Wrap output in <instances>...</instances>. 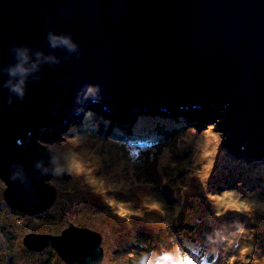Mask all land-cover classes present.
<instances>
[{"label":"water","instance_id":"obj_1","mask_svg":"<svg viewBox=\"0 0 264 264\" xmlns=\"http://www.w3.org/2000/svg\"><path fill=\"white\" fill-rule=\"evenodd\" d=\"M49 31L72 35L81 55L50 49ZM16 46L62 62L44 65L25 100L9 105L3 69L14 63ZM88 84L101 86L98 103L83 100ZM87 124L116 134L152 124L195 126L214 157L258 162L264 0H0V180L14 218L50 214L57 193L45 183L52 177L48 149ZM14 165L22 179H12ZM102 242L99 233L74 225L24 240L32 251L52 248L65 264H102Z\"/></svg>","mask_w":264,"mask_h":264},{"label":"rangeland","instance_id":"obj_2","mask_svg":"<svg viewBox=\"0 0 264 264\" xmlns=\"http://www.w3.org/2000/svg\"><path fill=\"white\" fill-rule=\"evenodd\" d=\"M105 130L106 133H100ZM75 136L89 137L75 151L93 152L99 158L96 175L105 178L113 190L103 197L97 195L82 178H73L67 173L62 177L53 175L52 164V177L45 183L53 186L50 182L57 181V187L53 186L57 197L44 219L14 218L3 195L0 198V264H61L52 254V248L32 251L25 246L24 240L31 234L58 236L71 225L87 227L101 234L105 253L102 264L106 260L108 264H134L131 255L139 256L144 252L158 255L173 249L188 264V258L210 261L211 256L212 260L207 263L229 264L243 246L253 249L245 259L251 264H264V211L257 208L249 215L228 210L218 216L212 202L214 197L235 192L242 199L264 203V181L254 182L250 178L252 175L264 179V156L258 162L211 156L213 167L199 186L197 183L204 180L200 173L208 161L201 150L197 152L204 137L195 126L152 124L116 134L103 126L79 125L55 146L65 145L68 138ZM136 138L139 142L134 143ZM66 149H61V154ZM50 154L52 159L53 153ZM147 197L162 202L169 217L144 207ZM114 203L127 205L126 211L131 214L118 215ZM178 214L180 219L176 226L174 221ZM184 223L192 227L185 233L178 229L180 234H176L174 241L176 228L184 227ZM241 227L246 229V235L229 247L226 240ZM137 240L152 249H139V254H134L136 248L132 243ZM159 240L161 244H158ZM192 241L204 248L200 258L192 249L188 248L190 255L179 247L181 244L193 247ZM124 249L130 250L124 252ZM217 253L219 257H215ZM236 264L241 262L237 260Z\"/></svg>","mask_w":264,"mask_h":264},{"label":"clouds","instance_id":"obj_3","mask_svg":"<svg viewBox=\"0 0 264 264\" xmlns=\"http://www.w3.org/2000/svg\"><path fill=\"white\" fill-rule=\"evenodd\" d=\"M47 45L52 50H63L69 55H81V47L79 43L70 34L56 33L49 31L47 33ZM14 57V63L8 65L3 69V72L7 75L8 79L4 82L3 87L8 90L9 96L7 103L12 105L15 100L24 101L28 94L29 81L32 79L39 80L38 75L44 65H59L62 61L55 55H49L44 51L33 50L28 46H16L12 49ZM101 86L96 84H88L82 90V97L85 101H92L98 103L101 99ZM94 113L89 111L85 114L86 120H92ZM88 136H75L68 138L65 145L50 146L49 151L53 153L52 164L54 165L53 175L62 177L65 173L73 178H82L83 182L88 185L91 190L100 196H105L108 191L113 190L108 184V181L100 176L96 175L98 169L99 158L95 156L93 152L75 151L76 148H80L84 145ZM215 143H222L219 136L213 138ZM67 148L68 150L61 154V149ZM216 155V152L205 151L204 158L208 161L204 170L200 173L202 179L208 178V172L213 167L211 156ZM61 159L63 163H61ZM37 168L43 169L44 174L48 173V169L44 168L42 163H38ZM14 168H18L13 173L12 179H22L23 170L19 166L14 165ZM53 186L57 187V181L50 182ZM7 191V184L0 180V198L3 197L4 192ZM213 206L216 209L217 215L222 216L228 210L239 213H247L251 215L257 208H264V204L252 201L250 199H242L240 195L235 192L224 194L223 196L214 197L212 199ZM113 207L117 210L118 215L124 217L131 213L126 211L127 205L122 203H114ZM144 207L149 211H159L161 214H167L165 206L162 202H159L152 197L145 198ZM140 214V213H136ZM246 229L241 227L238 233L232 235L230 240H226L229 247H233L240 239V237L246 235ZM251 246H243L238 250V255L232 257L229 260V264H236L239 260L241 264H251L250 260L245 259L252 252ZM134 264H188L187 261L181 259L175 249L172 251H165L160 254L152 252H144L139 256L131 255ZM108 264V261H105Z\"/></svg>","mask_w":264,"mask_h":264},{"label":"trees","instance_id":"obj_4","mask_svg":"<svg viewBox=\"0 0 264 264\" xmlns=\"http://www.w3.org/2000/svg\"><path fill=\"white\" fill-rule=\"evenodd\" d=\"M165 136V135H164ZM168 137V136H167ZM166 216V215H165ZM167 216L169 217V214H167ZM179 214L177 215V219L174 221V224H176V226L178 225V223H179ZM184 224H186L184 227H179V228H176V230H175V232H174V237H172V239H174V241H175V239H176V234H177V236H178V234H180V231L182 230V233H185V232H187V231H189L190 230V228L192 227L191 225H189V224H187V223H184ZM184 224H182V225H184ZM75 226V225H74ZM181 226V225H180ZM70 227V226H69ZM77 227V226H76ZM78 228H86V229H89V228H87V227H78ZM178 229H180V231H178ZM91 230V229H90ZM92 231H94V230H92ZM178 231V232H177ZM94 232H96V231H94ZM172 232L173 231H171L170 233L172 234ZM98 233V232H97ZM100 234V233H99ZM101 235V234H100ZM180 241V240H179ZM193 243V247H191V246H187L186 244H181L179 247L180 248H182L185 252H187V253H189L190 252V250H188V248L189 249H192L193 250V252H194V250H195V245L197 244V241H192ZM133 244V246H135V248H136V250L135 251H133L134 252V254L136 253L137 255L139 254V249H142V250H148V251H150L151 249H149L146 245H144L143 243H141L140 242V240H137V241H135V244L134 243H132ZM158 244H161V241L159 240V243ZM184 245V246H183ZM187 247V248H186ZM166 249V248H165ZM51 251H52V249H50ZM129 250L130 249H124V252H129ZM52 254H54V256L58 259V261L61 263V264H64L59 258H58V256H56V253L54 252V251H52ZM12 257H13V259H14V256L12 255ZM7 258H9V256H7ZM0 260H2V257H0ZM190 260V261H189ZM188 261H189V264H199L198 263V261H196L195 259H193V258H188Z\"/></svg>","mask_w":264,"mask_h":264},{"label":"bare ground","instance_id":"obj_5","mask_svg":"<svg viewBox=\"0 0 264 264\" xmlns=\"http://www.w3.org/2000/svg\"><path fill=\"white\" fill-rule=\"evenodd\" d=\"M103 132H105L106 133V130L105 131H101L100 133H103ZM99 133V134H100ZM107 133H108V131H107ZM109 134H112V133H109ZM108 138H110V136L108 137ZM204 139V138H203ZM202 139V141L200 140V143L198 144V147H197V152H198V150L200 151H202V154L205 152V151H208V148H207V145H206V142H204V140ZM130 140V139H129ZM132 140V139H131ZM135 141H137V142H139V138H136V139H134V143H137V142H135ZM66 150H68V149H66ZM61 163H63V160L61 161ZM250 178H253L255 181L254 182H257L256 180H259V181H264V179H256V177H253L252 175L250 176ZM205 181V179L204 180H202L201 182L199 181L198 183H197V185H199V186H202V184H203V182ZM212 182H214V181H212ZM261 204H264L262 201H259ZM66 207H64L63 209H65ZM261 211H264V208H261ZM238 213V212H237ZM235 214V213H234ZM61 216H63L64 217V215H62L61 214ZM208 234H209V232H208ZM210 235V234H209ZM210 236H212L213 238H215L216 236H213L212 234L210 235ZM112 240H115L114 238H112ZM144 244V243H143ZM187 245V244H186ZM188 246V245H187ZM194 252H195V255H196V257L197 258H200V254L201 253H204V248L203 247H201V245H199V244H196L195 245V250H194ZM212 255H214V254H212ZM220 255L217 253L216 254V256L215 257H219ZM212 258H213V256H211L209 259H210V261L212 260ZM210 261H198V263L199 264H210V263H207V262H210Z\"/></svg>","mask_w":264,"mask_h":264}]
</instances>
